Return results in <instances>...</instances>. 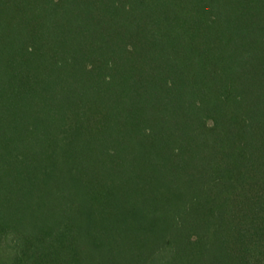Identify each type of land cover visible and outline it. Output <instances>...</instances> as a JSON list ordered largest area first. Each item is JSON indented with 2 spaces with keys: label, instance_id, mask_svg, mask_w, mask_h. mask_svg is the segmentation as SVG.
<instances>
[{
  "label": "trees",
  "instance_id": "16d2710c",
  "mask_svg": "<svg viewBox=\"0 0 264 264\" xmlns=\"http://www.w3.org/2000/svg\"><path fill=\"white\" fill-rule=\"evenodd\" d=\"M0 264H264V0H0Z\"/></svg>",
  "mask_w": 264,
  "mask_h": 264
}]
</instances>
